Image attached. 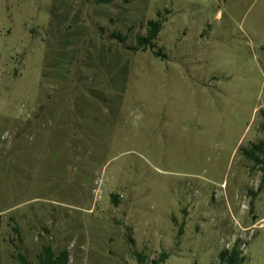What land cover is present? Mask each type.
<instances>
[{"label":"rangeland","instance_id":"obj_1","mask_svg":"<svg viewBox=\"0 0 264 264\" xmlns=\"http://www.w3.org/2000/svg\"><path fill=\"white\" fill-rule=\"evenodd\" d=\"M263 113L264 0H0V264H264Z\"/></svg>","mask_w":264,"mask_h":264},{"label":"trees","instance_id":"obj_2","mask_svg":"<svg viewBox=\"0 0 264 264\" xmlns=\"http://www.w3.org/2000/svg\"><path fill=\"white\" fill-rule=\"evenodd\" d=\"M162 29V22L157 20H151L148 23V29L145 36H139L137 39L138 45L134 47L135 50H147L149 46L154 47V40ZM161 52H158L160 54ZM262 130L264 131V113ZM254 148L261 155H257L253 152L246 151V156L254 161L257 167H260L262 171V180L258 188V192L264 188V144H256ZM70 255L67 250L60 252L56 255L51 247H44L42 254L40 255L39 264H68ZM244 257L242 256L241 249L238 245L234 246L231 251L225 250L220 254V264H243Z\"/></svg>","mask_w":264,"mask_h":264}]
</instances>
